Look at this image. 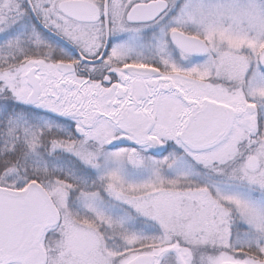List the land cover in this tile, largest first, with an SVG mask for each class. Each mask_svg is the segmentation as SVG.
Returning <instances> with one entry per match:
<instances>
[{
  "label": "snow or ice",
  "instance_id": "6c2138e0",
  "mask_svg": "<svg viewBox=\"0 0 264 264\" xmlns=\"http://www.w3.org/2000/svg\"><path fill=\"white\" fill-rule=\"evenodd\" d=\"M0 264H264V0H0Z\"/></svg>",
  "mask_w": 264,
  "mask_h": 264
}]
</instances>
